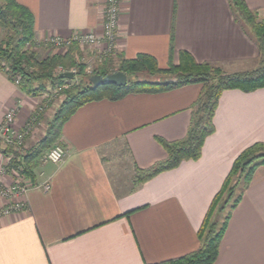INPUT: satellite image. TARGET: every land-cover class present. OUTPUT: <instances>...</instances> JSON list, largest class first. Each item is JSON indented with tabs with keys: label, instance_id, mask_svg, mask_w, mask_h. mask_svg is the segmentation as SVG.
I'll use <instances>...</instances> for the list:
<instances>
[{
	"label": "crops",
	"instance_id": "obj_1",
	"mask_svg": "<svg viewBox=\"0 0 264 264\" xmlns=\"http://www.w3.org/2000/svg\"><path fill=\"white\" fill-rule=\"evenodd\" d=\"M16 1L33 14L35 50L52 36L100 30L104 0ZM245 2L264 17V0ZM181 49L228 72L258 63L254 35L228 0H122L119 54L147 53L167 68ZM201 87L129 93L78 107L62 125L64 159L35 168L36 182L48 180L49 188L32 186L26 212L0 216V264H144L195 250L198 228L233 160L264 142V87L225 89L200 156L134 185L136 167L166 157L156 136L185 137ZM38 101L0 69V120L17 105L21 125ZM212 264H264V164L254 168L231 210Z\"/></svg>",
	"mask_w": 264,
	"mask_h": 264
},
{
	"label": "trees",
	"instance_id": "obj_2",
	"mask_svg": "<svg viewBox=\"0 0 264 264\" xmlns=\"http://www.w3.org/2000/svg\"><path fill=\"white\" fill-rule=\"evenodd\" d=\"M233 14L248 25L258 48L256 67L227 72L217 64L198 62L184 49L178 51V62L160 68L154 56L138 53L126 58L117 54L118 62L104 61L93 73L102 75L120 70L126 73L123 86L101 84L92 86L91 74L85 65L78 64L69 52H53L39 57L34 49V17L25 5L16 0L0 2V69L28 95H41L48 87L67 83L61 90L63 98L55 109L42 135L35 139L22 155L12 158V165L24 176L35 180V168L40 157L52 145L60 142L62 125L81 105L100 99H119L129 93L157 92L174 89L191 83L202 85L191 105L192 117L185 137L166 140L156 136L166 157L152 165L136 167L133 183L139 185L158 173L174 168L183 160L197 159L205 138L214 131L213 115L221 92L225 89L251 91L264 87V17L250 9L245 0H228ZM77 66L72 79L61 77L56 69ZM92 73V74H93ZM60 144V143H59ZM10 150V149H9ZM9 150H5L8 153ZM11 151V150H10ZM264 164V142L256 141L245 147L235 157L220 189L214 194L198 228V247L186 254L144 264H212L218 255L220 241L225 232L231 210L241 199L254 168Z\"/></svg>",
	"mask_w": 264,
	"mask_h": 264
},
{
	"label": "built area",
	"instance_id": "obj_3",
	"mask_svg": "<svg viewBox=\"0 0 264 264\" xmlns=\"http://www.w3.org/2000/svg\"><path fill=\"white\" fill-rule=\"evenodd\" d=\"M121 4L122 0H104L99 31H76L67 38L52 36L47 38L45 42L56 47H66L72 43H77L79 46H87L94 49L97 54H100V62L103 58L117 56L119 54L118 36ZM65 71L75 73L74 68L66 69L61 67L58 70L60 73ZM67 85L65 83L57 86L54 89V94L60 93ZM43 108L42 105L36 106L25 121L21 125H17L19 107L12 105L5 109L0 120V148L4 149V152H0V216L26 212L28 210L26 195L29 189L36 185L47 190L50 186L48 180L39 182L31 180L12 165V158L16 155L24 154L28 148L27 140L35 133L38 115ZM5 150H9L8 153ZM66 153L67 149L63 145L56 143L49 147L40 157L39 164L60 162L64 159ZM40 175H42V172H40Z\"/></svg>",
	"mask_w": 264,
	"mask_h": 264
},
{
	"label": "rangeland",
	"instance_id": "obj_4",
	"mask_svg": "<svg viewBox=\"0 0 264 264\" xmlns=\"http://www.w3.org/2000/svg\"><path fill=\"white\" fill-rule=\"evenodd\" d=\"M0 2H2V0H0ZM36 47H37L36 52L40 57L45 56V55L50 54V53H53V52H58V50L62 51L63 49H69V52H71L73 54V57L77 61V63L85 65V72L87 74H92L94 71H96L95 69H99L100 65L108 59L113 60L112 61L113 65H116L118 62L117 56H110V57L105 58V59L103 58L102 61L100 62V59H99V58H101L100 54H97V52L94 49L89 48L87 46H79L77 43H72L66 47H56V46H53L49 43H46V45L40 44V45H36ZM257 64H256V66H257ZM61 67L62 66H59L56 69V72H58V70ZM62 68H64V67H62ZM68 68L69 69L74 68L75 71L77 70V66H72V67H68ZM56 87H54V88L48 87L47 90H45L41 95L37 96L39 98V101H38L36 106L42 105L44 108L38 115L37 129H36L35 133L33 134V136L31 137V138H34V140L43 134V132L46 129V125H47L48 121L51 119L55 109L57 108L61 99L63 98L62 92H60L56 95L54 94L55 93L54 89ZM49 94H51V95L49 96ZM48 96H49V98H48ZM27 141H28L27 145L29 147L33 141H31L30 138Z\"/></svg>",
	"mask_w": 264,
	"mask_h": 264
},
{
	"label": "water",
	"instance_id": "obj_5",
	"mask_svg": "<svg viewBox=\"0 0 264 264\" xmlns=\"http://www.w3.org/2000/svg\"><path fill=\"white\" fill-rule=\"evenodd\" d=\"M60 76L72 79L74 74L71 71H65L61 72ZM89 81L92 83L93 87L101 84H115L123 86L127 83V75L125 72L120 70H116L105 75L93 73L90 75Z\"/></svg>",
	"mask_w": 264,
	"mask_h": 264
}]
</instances>
